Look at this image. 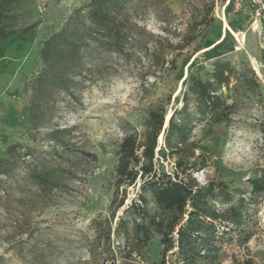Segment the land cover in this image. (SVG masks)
Instances as JSON below:
<instances>
[{
    "label": "rangeland",
    "instance_id": "374dc122",
    "mask_svg": "<svg viewBox=\"0 0 264 264\" xmlns=\"http://www.w3.org/2000/svg\"><path fill=\"white\" fill-rule=\"evenodd\" d=\"M87 1L24 0L17 8L16 26L31 28L27 36L10 37L3 44L0 156L15 142L50 148L51 144L32 141L24 113L30 94L28 83L38 68L39 42L61 27L73 7ZM167 5L171 15L166 21L152 11L136 18L148 37L144 50H134L130 62L110 76L87 82L80 102L57 120L61 126L74 128L71 142L78 149L77 155L83 157L68 188L54 191L46 204L33 197V188L13 184L0 192V264H149L160 259L162 246L156 233L131 258L116 235H111L110 252L102 238L115 192L117 147L125 131L141 134L149 109L160 104L165 105L169 117L181 105L190 62L198 57L200 73L210 71L216 57L209 58L208 54L225 36L224 49L232 43L234 50L224 57L233 62L247 61L264 97V41L251 28L247 14L226 10L222 0H168ZM196 49L200 50L195 53ZM263 118L264 98L261 104L246 100L236 108L228 126H217L215 135L202 141L199 152L206 155L208 164L192 173L200 185L209 180L223 181L235 199H251V181L264 168ZM196 133L199 136L200 129ZM34 158L27 157L28 163L36 164ZM159 161L164 170L173 171V160ZM25 173L20 171L19 181ZM140 184L138 177L136 184L127 187L125 204L136 197ZM122 213L123 208L117 211L113 227ZM249 214L256 232L246 245L231 249L224 264L248 259L264 264V197L252 200ZM20 242L22 253L17 251Z\"/></svg>",
    "mask_w": 264,
    "mask_h": 264
},
{
    "label": "trees",
    "instance_id": "16d2710c",
    "mask_svg": "<svg viewBox=\"0 0 264 264\" xmlns=\"http://www.w3.org/2000/svg\"><path fill=\"white\" fill-rule=\"evenodd\" d=\"M23 1L0 0V58L10 37L30 32L31 27L16 26L17 8ZM167 2L88 0L73 7L61 27L39 42L38 68L28 83L24 113L32 141L51 145L39 149L21 142L10 144L0 156V192L13 184L33 188V197L46 204L54 191L68 188L83 157L71 142L74 128L61 126L57 120L80 102L87 82L110 76L130 62L134 50H144L148 37L136 18L152 11L166 21L171 15ZM227 40L225 36L212 47L208 57L216 59L207 73H200L198 57L190 62L181 105L171 111L168 120L165 105H157L149 109L141 134L127 130L118 143L111 215L102 235L109 252L112 234L122 240L124 253L131 258L156 233L162 251L160 259L149 264H224L231 249L243 247L255 234L249 206L252 200L264 197V168L251 181V199H235L223 181L200 185L192 174L208 164L206 155L199 152L202 141L214 136L217 126H228L239 104L246 100L263 103L262 85L251 65L224 57L234 50L232 43L224 49ZM261 132L264 146V118ZM32 156L36 164L28 163L27 157ZM89 156L97 160L96 155ZM161 158L173 160L172 172L164 170ZM21 170L26 173L19 181ZM138 177L139 191L125 204L126 189ZM121 208L123 213L113 227ZM23 250L20 242L17 251ZM34 255L40 259L41 255ZM235 264L254 262L236 260Z\"/></svg>",
    "mask_w": 264,
    "mask_h": 264
},
{
    "label": "built area",
    "instance_id": "2783aa9c",
    "mask_svg": "<svg viewBox=\"0 0 264 264\" xmlns=\"http://www.w3.org/2000/svg\"><path fill=\"white\" fill-rule=\"evenodd\" d=\"M235 12H242L250 17L251 28L257 31L264 41V0H225Z\"/></svg>",
    "mask_w": 264,
    "mask_h": 264
},
{
    "label": "water",
    "instance_id": "95a60500",
    "mask_svg": "<svg viewBox=\"0 0 264 264\" xmlns=\"http://www.w3.org/2000/svg\"><path fill=\"white\" fill-rule=\"evenodd\" d=\"M168 119H169V117L166 118V120H168ZM161 141H162V136H160V142H161Z\"/></svg>",
    "mask_w": 264,
    "mask_h": 264
},
{
    "label": "bare ground",
    "instance_id": "6f19581e",
    "mask_svg": "<svg viewBox=\"0 0 264 264\" xmlns=\"http://www.w3.org/2000/svg\"><path fill=\"white\" fill-rule=\"evenodd\" d=\"M159 141H160V139H159Z\"/></svg>",
    "mask_w": 264,
    "mask_h": 264
}]
</instances>
